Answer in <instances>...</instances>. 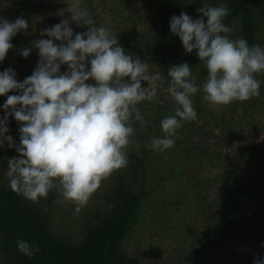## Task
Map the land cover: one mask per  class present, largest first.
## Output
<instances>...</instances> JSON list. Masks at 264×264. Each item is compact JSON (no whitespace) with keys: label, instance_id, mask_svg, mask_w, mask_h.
<instances>
[{"label":"trees","instance_id":"trees-1","mask_svg":"<svg viewBox=\"0 0 264 264\" xmlns=\"http://www.w3.org/2000/svg\"><path fill=\"white\" fill-rule=\"evenodd\" d=\"M96 1L86 0L81 7L88 9L96 26H105L118 36L126 54L148 62L151 72L162 73L165 84L169 83L167 70L183 62L192 67L198 84L207 77V69L196 51L187 53L179 37L171 33L173 15L186 12L193 19H199L202 15L199 8L226 4L230 15L224 23L231 29L226 35L231 39H246L250 46L264 47V0H141L147 11L140 14L131 12L133 0H102L101 8H94ZM61 7L57 0H5L4 12L0 15L10 22L23 17L29 28L13 37L14 47L0 62V71L14 69L18 82L33 74L37 51L32 49L31 55L24 58L21 50L30 44L28 38L49 39L41 33L56 24L54 16H60ZM87 30L88 26L77 32ZM67 70L63 65L61 71ZM255 78L261 82L259 96L221 107L202 102L195 106L197 120L182 121L174 146L165 152H156L147 145L153 138L164 135L160 122L174 115L177 105L174 101L163 105L159 95L157 101L141 102L138 107L149 123H134L136 131L127 149V166L101 181L88 207L82 209L81 228L76 236L64 232L54 220L59 216L60 207L69 209L68 201L58 190L50 191L47 198L38 202L26 200L11 190L8 159L20 154L5 141L0 147V153H6L0 156V264H137L123 249L146 210H155L154 215L166 221L179 213L178 207L188 203L193 210H201L207 219L201 227L203 231L197 233L187 227L194 236V248L180 264H214L223 259H227L226 264H254L258 256L264 259V170L246 185L237 178L246 173V167L251 168L249 162L258 151L247 147L238 156L234 171L224 168L223 174L214 178H207L201 172L203 164L212 163L215 158L219 164L228 161L221 151L238 136L234 124H246L256 130L260 116H264V72L255 74ZM17 94L20 93L13 91L0 96V116L6 114L2 106L7 96ZM12 119L9 117V129L14 124ZM11 136L19 146V136ZM181 174L185 178H177ZM168 187L174 189L175 197L170 199L167 195L166 204H154L146 209L153 194ZM185 189L189 191L188 198L174 203L176 193L183 190L185 194ZM66 211L60 216L68 215ZM17 240L37 244L40 251L29 258L19 252Z\"/></svg>","mask_w":264,"mask_h":264},{"label":"clouds","instance_id":"clouds-1","mask_svg":"<svg viewBox=\"0 0 264 264\" xmlns=\"http://www.w3.org/2000/svg\"><path fill=\"white\" fill-rule=\"evenodd\" d=\"M198 11L202 13L199 19L186 12L173 15L170 30L187 53L196 51L207 77L198 85L187 62L167 70L166 92L177 107L174 115L160 122L164 135L147 145L156 152L174 146L182 121L197 120L192 97L201 89L203 99L213 106L260 95L261 82L255 74L264 72V47L250 46L246 39L226 35L231 32L224 23L230 15L226 4L206 5ZM68 12L70 19L41 33L49 39L33 42L40 60L30 77L18 82L14 69L0 71V96L20 93L8 95L2 106L6 114L0 116V147L7 141L20 154L8 159L11 190L38 202L56 189L64 200L75 203V213L79 214L101 181L127 166V149L136 131L134 123H149L138 105L157 101L156 82L163 83L164 75L150 74L148 62L126 54L118 36L105 26H96L87 8L71 6ZM72 23L88 26V30L74 33ZM28 28L23 17L14 22L0 17V62L14 47L13 37ZM21 55L29 57L31 49H22ZM63 65L67 66L66 72L61 71ZM12 116L21 122L19 146L7 135ZM16 244L19 252L29 258L40 251L37 244L25 240H17ZM254 264H264V259L258 256Z\"/></svg>","mask_w":264,"mask_h":264},{"label":"rangeland","instance_id":"rangeland-1","mask_svg":"<svg viewBox=\"0 0 264 264\" xmlns=\"http://www.w3.org/2000/svg\"><path fill=\"white\" fill-rule=\"evenodd\" d=\"M57 1L61 4V8H63L62 12L64 13V15H60L59 17L54 16V19L57 20L56 24L60 23L63 19H70L71 13L68 12L70 10V7H81V5L83 6L86 0ZM101 2L102 0H97L94 3V8H101ZM143 4L144 3L141 0H133L131 12H137L140 14V12L142 11H147ZM0 9V12H4L3 10L5 9V0H0ZM0 17L3 16L0 15ZM109 19H111V16L109 17ZM71 26H73V28L78 27L77 30L75 29L74 33H78L77 31H83L85 30V27H87H79L75 23H72ZM27 40L30 44L25 48H30L31 50L34 49L35 51H37L33 59V64H35L36 61V65H38V62L40 60L38 49L33 46L34 41L32 40V38H28ZM56 43L59 44L61 42L57 41ZM150 68L151 67H149V73L151 74L153 72L150 71ZM202 84L203 82H200V84L198 85ZM144 86H148L147 82H144ZM156 87L158 95L161 96L164 100L163 105L170 104L173 100L166 92L168 84L157 81ZM203 96L204 93L201 89V91H199L192 97L194 107L198 104H201V102L204 104L211 105L209 102L203 99ZM217 106L221 107L222 105ZM12 117V123L14 124H11L10 126L11 128L9 129V135L16 134L20 138L21 133L19 129L21 127V122H18L14 118V116ZM260 117L261 120H259V124L258 126H256V130H253L251 126H248L246 124H234V126L238 130V136L235 139L229 141V146L221 151L223 156H225L228 161H226L224 164H219V161L214 157L215 159L212 161V163L203 164L201 172L204 176H206L207 178H214L216 176H220L223 174L224 168H226L228 171H234L236 169L235 166L238 164V156L241 155L247 147L256 149L258 151V155L255 156L253 160L249 162V166L251 168L246 167V173H243L242 177L238 175L237 178H240L242 184L246 185L252 178H254L256 175H258L261 171L264 170V116ZM236 120L238 121L239 119L236 118ZM3 155H6V153H0V156ZM211 156H214V154H212ZM177 178L185 177L181 174ZM173 183H175V181H173ZM172 191L174 192V189L172 187H168L162 192L154 193L153 197L150 198L149 201H147L146 209H151L154 204H166L165 198H167V195L170 199L175 197ZM184 193L185 194H183V190L181 192H177L176 194H178V196L176 200H174V203L178 200L187 199V196L189 195L188 189H185ZM168 204L170 205L169 202ZM66 205H69V209L60 207L59 216L56 215V218L54 220L56 221V224L58 226L62 227V230H64V232L66 231L69 235L76 236L78 235L79 230L81 228L80 218L82 217L84 212L81 210L79 214H76V205L74 202L68 201ZM88 205L89 202L86 206L88 207ZM177 209L179 213L172 214L171 217H168L166 219V221L164 219L161 220L157 218V216L154 215L155 210H152L151 212H147L146 210L145 216L142 219L141 224L126 241V246L123 249L124 252H126V255L131 257L137 264L182 263L187 257V255L194 248V236L193 234H190L188 232L187 227H192L197 233L203 231L201 227L204 226L207 217L204 216L201 210H193V208L190 207V203H188L187 205L180 206ZM65 210H67L66 212H68V215L60 216V214H63ZM72 213L75 214L76 218L73 217L74 215ZM226 263L227 259L216 260L214 262V264Z\"/></svg>","mask_w":264,"mask_h":264}]
</instances>
